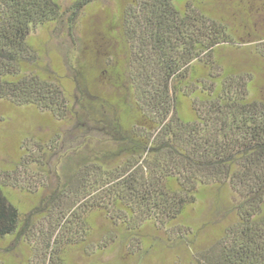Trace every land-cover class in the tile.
I'll list each match as a JSON object with an SVG mask.
<instances>
[{"label": "trees", "instance_id": "obj_1", "mask_svg": "<svg viewBox=\"0 0 264 264\" xmlns=\"http://www.w3.org/2000/svg\"><path fill=\"white\" fill-rule=\"evenodd\" d=\"M92 1L0 0V100L73 122L79 139L60 153L53 188L43 160L22 163L47 193L37 208L55 205L69 223L96 209L134 231L168 224L199 189L228 183L237 220L195 264H264V101L252 97L251 75L216 55L234 43L229 26L194 0H128L107 23L98 73L114 92L94 93L78 73L72 101L57 81L26 72L27 40L38 25H72ZM2 189L0 238L23 217Z\"/></svg>", "mask_w": 264, "mask_h": 264}, {"label": "rangeland", "instance_id": "obj_2", "mask_svg": "<svg viewBox=\"0 0 264 264\" xmlns=\"http://www.w3.org/2000/svg\"><path fill=\"white\" fill-rule=\"evenodd\" d=\"M194 1L229 26L234 43L220 46L216 55L251 75L252 97L264 101V50L259 52V46L264 47V0ZM127 2L93 0L72 25L65 18L33 28L27 40L33 58L24 62L26 72L57 81L72 101L78 73L87 76L89 81L82 83L94 93L114 92L98 73L111 44L107 23H118ZM73 127V122L36 107L0 100V187L23 214L17 230L0 238V264H195L237 220L240 199L228 183L199 189L196 201L168 224H144L134 231L96 209L85 222L71 217L69 223L68 215L62 217L55 205L37 208L45 205L42 198L47 193L22 163L43 160L53 188L60 153L65 158L67 147L79 140Z\"/></svg>", "mask_w": 264, "mask_h": 264}]
</instances>
